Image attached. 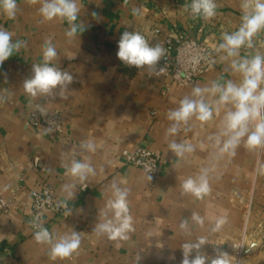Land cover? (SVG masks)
Returning a JSON list of instances; mask_svg holds the SVG:
<instances>
[{"label": "crops", "instance_id": "1", "mask_svg": "<svg viewBox=\"0 0 264 264\" xmlns=\"http://www.w3.org/2000/svg\"><path fill=\"white\" fill-rule=\"evenodd\" d=\"M16 2L14 19L0 13V27L13 33V42L24 45L0 66V192L8 201L7 210L0 213V264H180L181 243L201 236L208 241L201 252L209 257L219 250L234 257L233 264H264V176L255 173L264 151L240 146L235 157L211 160L206 138L216 131L218 118L203 127L193 122L190 131L166 138L167 112L194 86L239 79L229 62L220 59L223 53L194 83L181 86L163 74L149 77L146 69L125 66L116 56L117 42L126 30L141 32L152 45L164 46L180 32L214 39L217 45L221 31L239 26V0H216L217 15L210 20L193 18L196 22L183 7L190 0H80L77 23L84 28L74 38L65 34L66 21H43L39 3ZM134 7L147 12L134 16ZM49 38L57 51L55 66L74 77L66 98H33L23 88L32 64L42 63V47ZM258 38L264 40V33ZM37 106L46 114H60V132L29 123L31 113L42 114ZM89 139L97 145L95 153L80 148ZM170 139L188 140L197 151L180 161L168 150ZM202 142L204 148L199 147ZM136 146L160 156L151 181L146 171L122 156L124 149ZM73 155L80 160L89 156L96 175L82 183L66 174L64 165ZM203 166L213 169L210 193L203 199L182 195V180ZM121 180L129 190L135 231L127 240L114 241L97 236L93 229L103 219L100 211L111 196V183ZM43 184L51 186L60 205H67L62 214L46 211L44 227L57 235L73 230L81 235L78 251L64 260L52 261L50 246L34 239L30 192ZM65 184L75 185L73 200L62 191ZM193 211L205 218L203 228L192 225ZM222 216L227 223L212 232V224ZM188 218L190 235L179 228ZM194 256L195 252L190 259Z\"/></svg>", "mask_w": 264, "mask_h": 264}, {"label": "clouds", "instance_id": "2", "mask_svg": "<svg viewBox=\"0 0 264 264\" xmlns=\"http://www.w3.org/2000/svg\"><path fill=\"white\" fill-rule=\"evenodd\" d=\"M31 2L40 4L38 12L43 21H66L69 27L65 34L69 38L76 37L78 31L84 28L81 22L77 23L81 12L80 0ZM183 7L193 18L210 20L217 15L216 0H190V3ZM239 10V26L234 31L223 32L214 49L217 53H223L220 59L229 62L231 71L239 79H218L203 87L194 86L190 94L179 99L177 106L167 112L170 124L166 129V138L177 136L182 130L190 131L193 122L203 127L219 119L216 131L206 138L207 145L212 149L210 159L215 161L235 157L240 146L250 152L264 151V40L258 41L260 34L264 33V0H239ZM17 11L16 0H0V13L9 19H14ZM146 12V8L132 9V14L137 17ZM93 16H96V13H93ZM117 44L116 56L125 66L146 69L149 77L160 76L167 71L166 66H160V61L167 55V49L161 43L150 44L141 32L126 30ZM23 46L20 41L13 42L12 32L0 27V66ZM242 50L244 55H241ZM56 58L57 51L49 38L42 47V63L32 64L31 76L23 81L24 91L30 97L59 95L66 98L65 93L68 92L74 77L68 71L55 66ZM201 59H206V56L198 52L191 57L190 62L199 64ZM37 107L42 114H46L44 108ZM199 147L204 148L205 144L202 142ZM80 148L87 153L97 151V145L92 139L82 141ZM168 150L175 158L185 161L197 151V145L188 140L178 142L170 139ZM64 167L66 174L82 183L90 176L96 175V169L89 156L80 160L73 155ZM212 170V167L203 166L195 175L183 179L180 184L182 195H190L196 199H203L208 195L211 191ZM255 173L264 176V160H257ZM148 179L151 181L150 175ZM123 184H126V181L111 183V196L100 211L103 219L96 223L93 229L97 236H106L114 241L127 240L129 233L135 231L128 201L129 190L122 187ZM74 189V184L62 186V191L72 200L76 192ZM63 206L67 207L66 204ZM65 215H71L70 211H66ZM190 220L192 225L200 228L205 226V218L195 211L192 212ZM226 223V216H222L214 221L210 230L219 232ZM33 228L36 229L35 241L50 246L48 254L52 261L69 258L80 248V232L73 230L57 235L44 227L39 217L35 218ZM179 228L184 234L190 235L192 227L189 218L182 219ZM206 243L208 241L202 236L181 243L183 258L180 264H233L234 257L227 252L216 250L214 257L202 253L201 248ZM233 247L237 245L234 244ZM193 252L195 256L190 259ZM170 259L174 260L175 257Z\"/></svg>", "mask_w": 264, "mask_h": 264}, {"label": "built area", "instance_id": "3", "mask_svg": "<svg viewBox=\"0 0 264 264\" xmlns=\"http://www.w3.org/2000/svg\"><path fill=\"white\" fill-rule=\"evenodd\" d=\"M167 55L160 61V66H166L167 71L163 76L170 77L176 86L194 83L203 71L214 64L216 55L213 46L198 37L193 38L186 32H180L173 41L164 44ZM202 53L206 59H201L199 64L191 63V57ZM214 61V62H213ZM28 121L33 126H40L55 132L62 130V122L58 112L47 114L31 113ZM126 162L142 168L150 176H153L158 168L160 156L158 153L143 146L122 151ZM82 187H85L83 185ZM32 228L35 218L39 217L44 222L46 211L54 214L64 213V207L60 205L49 184H43L31 190ZM8 201L0 192V213L5 212ZM33 230H36L33 228Z\"/></svg>", "mask_w": 264, "mask_h": 264}, {"label": "rangeland", "instance_id": "4", "mask_svg": "<svg viewBox=\"0 0 264 264\" xmlns=\"http://www.w3.org/2000/svg\"><path fill=\"white\" fill-rule=\"evenodd\" d=\"M192 21L193 22H196V20L195 19H193V17H192ZM222 33L223 32H225V31H221ZM229 32V31H228ZM221 33V34H222ZM189 34V36H191V37H193V38H196L197 36H195V35H192V34H190V33H188ZM220 37H221V35L218 37V39H219V42H220ZM200 40H204V41H206V42H208L210 45H212L213 46V49H215V47H216V45H214V43L212 42L214 39H209V40H206V39H201V38H199ZM260 39L258 38V41H259ZM217 44H218V42H217ZM214 52H215V55H216V59H217V52L214 50ZM216 61V60H215ZM215 63V62H214ZM44 219H45V217H44Z\"/></svg>", "mask_w": 264, "mask_h": 264}]
</instances>
